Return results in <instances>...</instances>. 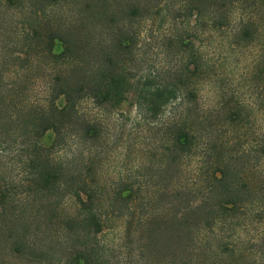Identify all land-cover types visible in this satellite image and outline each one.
Returning <instances> with one entry per match:
<instances>
[{
    "label": "trees",
    "instance_id": "16d2710c",
    "mask_svg": "<svg viewBox=\"0 0 264 264\" xmlns=\"http://www.w3.org/2000/svg\"><path fill=\"white\" fill-rule=\"evenodd\" d=\"M257 117L264 0H0V264H252Z\"/></svg>",
    "mask_w": 264,
    "mask_h": 264
},
{
    "label": "rangeland",
    "instance_id": "374dc122",
    "mask_svg": "<svg viewBox=\"0 0 264 264\" xmlns=\"http://www.w3.org/2000/svg\"><path fill=\"white\" fill-rule=\"evenodd\" d=\"M261 53L259 45H255L249 47L247 49H242L239 53L238 63L237 65H233V63H229L227 65V71H230L229 80H228V87L231 90L237 91L244 102H258L257 98L259 99V95H257L252 87L255 85L252 84L249 87L250 82L254 81V71L255 67L257 66V59L258 54ZM231 79V80H230ZM204 102H210V95L211 90L209 86H205L201 93ZM126 110V114L131 118L135 117V107L134 101L132 97H130L122 106ZM262 117V115H261ZM258 124H264L262 119L259 117L256 118ZM121 156V155H120ZM117 172L114 170L112 171V175H115ZM119 224V228L122 226L121 222H117ZM261 230V228H259ZM255 248L258 250L255 255L251 256L252 264H264V235L260 239L255 240Z\"/></svg>",
    "mask_w": 264,
    "mask_h": 264
}]
</instances>
